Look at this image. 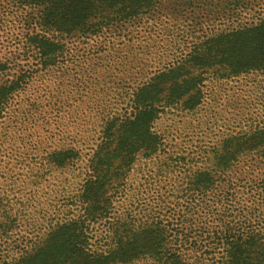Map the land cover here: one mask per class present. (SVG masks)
Listing matches in <instances>:
<instances>
[{"label":"trees","instance_id":"16d2710c","mask_svg":"<svg viewBox=\"0 0 264 264\" xmlns=\"http://www.w3.org/2000/svg\"><path fill=\"white\" fill-rule=\"evenodd\" d=\"M160 1L0 0V38L13 20L25 25L18 26L17 62L0 59V178L10 183L13 200L0 198V264H264V233L247 222L258 220L262 201L249 205L242 197L264 190V181L250 180L248 173L250 162L264 163V125L203 147L202 168L186 167L187 157L166 151L155 127L170 109L189 114L202 104L206 74L220 80L264 72V21L208 37L138 85L128 110L100 119L89 153L83 134L75 140L66 122L57 125V118L64 121L66 99L80 94V87L67 89L65 75L51 76V88L36 85L59 74L65 40L123 26ZM43 124H53L54 133L41 134ZM82 162L75 194L55 190L60 181H51L49 173ZM181 171L185 181H173L180 194L161 198L160 191L172 189L159 180ZM49 190L52 199L41 202ZM132 192L156 197L127 199ZM26 214L46 222L43 230L30 231L34 239L20 235Z\"/></svg>","mask_w":264,"mask_h":264},{"label":"rangeland","instance_id":"374dc122","mask_svg":"<svg viewBox=\"0 0 264 264\" xmlns=\"http://www.w3.org/2000/svg\"><path fill=\"white\" fill-rule=\"evenodd\" d=\"M160 2L161 5H158L153 12L108 32L104 31L98 36L65 40L62 55L66 61L62 69L58 70L59 74L51 72L49 76H45L47 81L41 79L36 84L40 89L48 85L51 88V84L48 83L51 76L65 75L61 80L67 89L80 87V94L76 92L79 96L71 94L73 96L66 99L67 111L62 113L64 121L57 118V125L62 126L66 122L69 134L75 140L83 134L88 153L99 135L100 119H107L119 115L125 109L128 110L129 97L138 85L148 81L157 72L184 59L195 45L208 37L239 27H251L264 21V0H161ZM10 24L4 36L0 38V59H8L11 63L17 62L22 45V36L19 34L21 30L18 26L20 24L23 30L25 25L18 19ZM19 67L20 65L15 69ZM75 73L79 76L83 74V77L78 80ZM202 90L203 102L193 113L184 114L185 112L170 109L161 115L155 126L163 137V147L166 151L182 154L191 161L186 167L205 165L200 164L203 147L209 149L228 134L245 132L254 126L264 125V72L220 80L208 73ZM84 93L87 97L90 95L96 97L86 100L87 98H83ZM55 129L53 124H43L39 126L38 131H41V134L54 133ZM261 165L264 163H249L250 180L264 181V169ZM85 167V162H82L68 172L51 171L49 173V176H52L51 181H60L54 186L55 190L64 189V193L74 195L78 187L76 183L79 184L82 180ZM43 172L41 171L39 175ZM33 173L36 174V171ZM8 175L10 171L4 174V177ZM136 175V181H140L141 175L139 173ZM185 175V172L181 171L177 175H166L165 179L159 180L168 181L166 183L169 185L165 188L171 186L172 189L171 194L160 191V197L175 199L180 193H177L178 183L173 181H185ZM2 180L0 178L1 199L8 197L12 191L10 183ZM258 184L254 183V187ZM50 190L43 195L41 202L46 201L45 198L52 199ZM13 191H16V188ZM134 193L128 194L126 198L137 196L140 200L147 201L151 200V197H156V194L147 192L138 195ZM9 196L8 201H13L12 194ZM237 197H241V194ZM242 197L247 204L254 203L255 206L258 205L257 198L261 199L262 203L258 206V211L261 212L258 220L248 217L247 222L250 226L253 225L254 229L264 233V190H253ZM1 212L2 208L0 215ZM29 214H26L28 216L21 222L19 230L20 235H29L34 239L36 233L30 231L43 230L46 222L31 219ZM52 216L50 214L49 218ZM259 220L262 222L259 223ZM42 233L39 232L38 235L41 237Z\"/></svg>","mask_w":264,"mask_h":264}]
</instances>
